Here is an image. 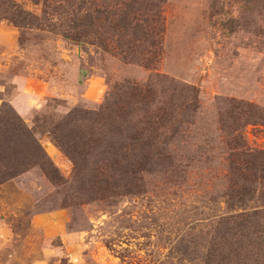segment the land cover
Segmentation results:
<instances>
[{
	"label": "rangeland",
	"instance_id": "obj_1",
	"mask_svg": "<svg viewBox=\"0 0 264 264\" xmlns=\"http://www.w3.org/2000/svg\"><path fill=\"white\" fill-rule=\"evenodd\" d=\"M163 16V53L151 69L64 39L69 21L20 30L0 18V110L28 127L46 113L93 109L115 83L155 74L193 88L198 101L171 148L172 166L143 175L139 195L76 198L72 163L38 135L62 180L52 184L34 168L0 185V264H202L196 246L225 211L229 137L221 127L232 104L224 100L264 109V0H167ZM244 131L249 146L264 148L263 125Z\"/></svg>",
	"mask_w": 264,
	"mask_h": 264
},
{
	"label": "trees",
	"instance_id": "obj_2",
	"mask_svg": "<svg viewBox=\"0 0 264 264\" xmlns=\"http://www.w3.org/2000/svg\"><path fill=\"white\" fill-rule=\"evenodd\" d=\"M27 1L40 7L39 15L0 0V18L20 30H39L44 18L66 20L64 39L91 42L123 64L151 69L161 59L167 0ZM194 92L155 74L144 83H115L93 109L76 108L59 119L53 113L39 115L31 127L4 108L0 185L34 168L52 184L60 183L59 170L37 137L47 135L73 165L76 198L80 193L92 201L143 194V175L172 166L171 148L183 139L188 118L198 109ZM224 102L232 104L221 127L229 137L225 211L196 248L202 264H264V148L249 146L244 131L248 125L264 126V109Z\"/></svg>",
	"mask_w": 264,
	"mask_h": 264
}]
</instances>
